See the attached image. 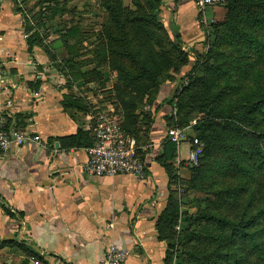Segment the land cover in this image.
Segmentation results:
<instances>
[{"label":"crops","instance_id":"0c3cea01","mask_svg":"<svg viewBox=\"0 0 264 264\" xmlns=\"http://www.w3.org/2000/svg\"><path fill=\"white\" fill-rule=\"evenodd\" d=\"M188 3H179L180 14ZM26 25L5 0L0 118L39 140L0 153V264H98L111 244L128 252L124 264H164L167 246L156 222L166 205L165 173L146 150V180L93 177L83 168V147L61 149L58 139L90 131L97 114L91 103L86 114L65 107L66 96L79 99L65 86L67 51L56 39L36 40ZM158 120L150 134L155 156L162 153L165 127Z\"/></svg>","mask_w":264,"mask_h":264},{"label":"rangeland","instance_id":"374dc122","mask_svg":"<svg viewBox=\"0 0 264 264\" xmlns=\"http://www.w3.org/2000/svg\"><path fill=\"white\" fill-rule=\"evenodd\" d=\"M43 1L12 0L13 7L19 10L26 26L33 27L37 32L32 35L36 40L44 38L50 42L56 39L58 43L62 44L57 39L56 32L70 28L75 24L79 26L82 32L80 34L82 41L71 40L70 46H74L73 48L80 57L76 59L77 67L74 73L71 74L66 70L71 77L66 80L65 86L67 89H71L70 94L79 98L82 106L91 103L95 114L111 116L121 123L120 104L114 89L117 83V74L104 66L100 83L84 84L79 80L80 76L95 67L94 60L91 59L88 52L97 45L96 35L103 28L111 27L107 15L99 9L97 0H50V3H41ZM121 1L124 7L136 10L132 0ZM170 1L176 2V6H171L172 10L176 11L172 15L161 14L159 20L167 27L170 23L178 26L182 43L180 47L188 56L186 64L189 65L185 69H181L179 61L176 60L177 54L172 51L173 38L170 30L164 34L154 27L149 28L161 41L164 50L171 52L170 56L174 60L172 66L164 67L162 72L159 69V74L158 71L156 72L157 81L163 86L169 87L167 94L172 89V95L176 94L179 83L181 88L186 87L193 78L208 75L218 77L219 88L217 91L222 93L231 91L227 95L226 101H236L238 106L246 104V92L253 90L261 92L264 89V33L262 31V37L256 39V33H251L247 37L244 36L241 41L239 39L240 30L234 32L231 38L221 35L220 26L225 22L228 13L226 0L218 5L204 8L198 7L197 0H187L188 6L181 14L179 13V3L185 0ZM142 4L149 12L150 9L144 2ZM64 7L67 11H74L77 17L73 19L71 17L73 13L61 16L60 10ZM33 29L31 28V33ZM227 31L229 33L231 30ZM237 50H243L244 54L237 57L240 56ZM144 58H147V55ZM223 62H226L225 66H230V68L226 71L214 70L219 68L218 65ZM196 64L197 66L191 70ZM66 69H68L67 66ZM244 70L246 72H242ZM254 72H257V76L260 75L261 78L253 80ZM240 87L241 89L245 87L247 91L240 90ZM212 91L215 93L214 89ZM151 94L150 97L155 96L156 90H153ZM164 94L166 95V92ZM151 99H147L148 101H145L143 107L137 112L141 121L135 138L140 148L147 150V157L150 156L149 158L155 165L156 163L163 165L161 168L168 182L165 203L172 207L176 206L178 209L179 215L177 225L174 227L173 248L170 251V264H264V218L255 219L256 221L250 226L247 221L264 209V163H259L261 157L249 161L251 167L245 173H239L234 167H229L228 161L224 158L215 159L208 165L201 177L194 178L193 181L199 185V188H192L190 185L192 172L187 153L190 142L196 135L195 127L209 117L206 113L199 111L181 114L176 104H173L171 108L161 107L155 112L156 105H151ZM222 104L225 106L229 103L222 102ZM165 110L170 113L167 114ZM175 111L176 115H174ZM144 116H148V120H144ZM263 118L260 115L255 119L256 127H254V123H251L243 128L262 135L263 133L256 123H260V126L264 127ZM157 119L163 120L162 124L164 123L165 128L177 125L179 128L186 129L188 134L187 142L178 149L176 148L175 158L169 163H164L161 157L162 153L156 156L150 155L152 150L150 134ZM149 120L153 122L151 127L148 123ZM160 132L162 133V131ZM164 140V137L160 139L161 145ZM199 143L202 144L204 150L203 142L199 141ZM200 165L201 163L196 167ZM200 212H207L209 215L221 217L223 220L237 225H240V221L245 219L247 227L238 229L235 236H232L233 232L228 227H225L221 232L216 228V224L206 225L204 222H195V220L192 222L193 217L199 218ZM244 234H246L245 237H243ZM222 237L232 242L225 245Z\"/></svg>","mask_w":264,"mask_h":264},{"label":"trees","instance_id":"16d2710c","mask_svg":"<svg viewBox=\"0 0 264 264\" xmlns=\"http://www.w3.org/2000/svg\"><path fill=\"white\" fill-rule=\"evenodd\" d=\"M97 1L99 9L107 15L111 27L103 28L96 35L97 45L94 46L92 51L88 52L91 59L94 60L95 67L80 76L79 80L84 84L100 83L104 66H107L117 74V83L114 89L120 104L122 114L121 129L124 133L133 137L137 142L135 137L139 131L138 125L141 121L137 112L143 107L142 105L145 101L152 98L150 101L152 106L153 104L156 105L155 112L161 107L171 108L173 104H176L181 114L183 112L189 114L199 111L206 113L209 117V119L195 127V138L203 142L204 150L199 160L201 165L190 168L192 172L190 185L192 188H199V185L193 180L198 176L201 177L208 165L214 162L215 159L224 158L228 161V166L234 167L239 173L248 172L251 167V164L248 163L249 161H254L261 157L259 163H264V142H262L264 141V127H261L260 123H256L260 127L259 130L262 131V135H257L243 128V126L251 123H254V127H256L255 119L260 115L264 117V89L261 92L253 90L256 94L253 91L246 92V104L238 106L236 101H226L227 95L231 91L224 93L217 91L219 88L217 85L218 77L215 76L195 77L188 86L182 88L179 83L174 95H172L173 89L167 94L169 87L163 86L162 83L157 81L156 72L158 71L159 74V69L162 72L164 67L172 66L174 60L170 56L171 52L165 51L161 41L149 30L150 27H154L164 34H167L168 30H170L173 38L172 51L177 54L176 60L179 61L181 69H185L189 65L186 64L188 56L180 47L182 43L180 42L178 26L170 23L167 27L159 20L161 14H174L176 10H172L171 6H176V2L170 0H132L136 8L134 11L129 7H124L121 0ZM45 2L50 3V0H44L41 3ZM142 2L150 9L149 12L145 9ZM227 4L228 13L225 22L220 26L222 29L220 31L221 35L231 38L234 32L240 30V41L244 36L247 37L251 33H256V39L263 36L264 0H226ZM170 9L171 11H169ZM60 12L61 16L73 13L71 17L73 19L77 17L74 11H67L65 7ZM227 30L231 31L228 33ZM56 34L58 35L57 39L67 51V58L62 62L72 74L77 67L76 59L80 56L73 48L74 46H70V41L80 40L82 32L79 26L75 24L70 26V28L56 32ZM237 53L240 55L237 57H241L244 51L237 50ZM145 55H147V58H144ZM223 63L219 64V68L214 70L226 71L230 68V66H225L226 62ZM195 66L197 64L191 70ZM242 72H246V70ZM252 76L254 77L253 80L261 78L260 75L257 76V72H254ZM180 88L181 91L179 93ZM211 89H214L215 93ZM153 90H156V95L150 97ZM240 90L247 91L245 87L242 89L240 87ZM165 92L166 95L164 94ZM64 100L66 108H74L77 113L81 114L90 112L88 105L82 106L79 99L66 96ZM222 102L229 104L223 106ZM165 112L167 114L170 113L167 110ZM147 117L144 116V120H148ZM148 123L150 126L153 122L149 120ZM58 142L61 149L66 150L76 147L86 149L93 146L94 138L90 131L83 132L80 130L74 136L58 139ZM138 146L140 147L139 144ZM175 151V145L164 140L161 155L164 163L174 160ZM156 165L163 167L159 163H156ZM7 215L11 216L10 213H7ZM178 215L176 206L172 207L168 204L156 222L158 238L160 241L165 242L167 246L164 264H170L171 262L170 251L173 248L174 227L177 225ZM198 216L199 218L193 217L191 219L192 222L195 220V222H204L206 225L216 224V228L221 232L225 227H228L233 232L232 236H235L238 229L247 227V221L249 223L248 226H250L256 221L255 219L264 218V209L255 216L250 217L251 219L240 221L241 226L227 222L221 217L209 215L207 212H200ZM222 239L225 245L232 242L223 237Z\"/></svg>","mask_w":264,"mask_h":264},{"label":"built area","instance_id":"2783aa9c","mask_svg":"<svg viewBox=\"0 0 264 264\" xmlns=\"http://www.w3.org/2000/svg\"><path fill=\"white\" fill-rule=\"evenodd\" d=\"M5 0H0V8ZM223 0H197L200 8L218 5ZM176 115V111L174 113ZM89 128L93 138V146L86 148L87 162L85 172L93 177H116L119 175L131 176L146 180L148 173L145 166V148H140L136 140L124 133L121 123L111 116H92ZM165 128V127H164ZM187 131L177 126L164 129V139L174 144L178 149L187 142ZM38 137L10 128L6 120L0 118V153H8L29 143H37ZM189 162L191 167L199 164L203 153L202 144L194 138L190 142ZM128 252L116 245L106 248L103 259L98 264H124ZM34 264H43L34 261Z\"/></svg>","mask_w":264,"mask_h":264}]
</instances>
